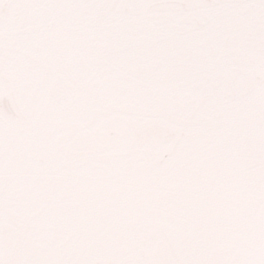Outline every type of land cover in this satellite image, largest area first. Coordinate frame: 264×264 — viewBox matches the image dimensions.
I'll list each match as a JSON object with an SVG mask.
<instances>
[{"label":"snow or ice","instance_id":"snow-or-ice-1","mask_svg":"<svg viewBox=\"0 0 264 264\" xmlns=\"http://www.w3.org/2000/svg\"><path fill=\"white\" fill-rule=\"evenodd\" d=\"M0 264H264V0H0Z\"/></svg>","mask_w":264,"mask_h":264}]
</instances>
